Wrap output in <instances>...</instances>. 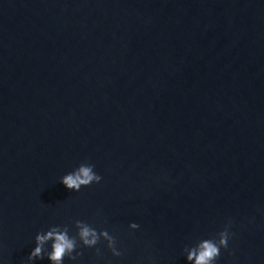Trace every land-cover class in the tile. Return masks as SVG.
I'll return each mask as SVG.
<instances>
[{
  "label": "water",
  "instance_id": "water-1",
  "mask_svg": "<svg viewBox=\"0 0 264 264\" xmlns=\"http://www.w3.org/2000/svg\"><path fill=\"white\" fill-rule=\"evenodd\" d=\"M229 219L215 264H264V0H0V264L76 220L123 255L63 264H188Z\"/></svg>",
  "mask_w": 264,
  "mask_h": 264
},
{
  "label": "clouds",
  "instance_id": "clouds-1",
  "mask_svg": "<svg viewBox=\"0 0 264 264\" xmlns=\"http://www.w3.org/2000/svg\"><path fill=\"white\" fill-rule=\"evenodd\" d=\"M93 169V165L81 163L72 172L64 175L60 182L67 189L78 192L82 187L101 182L102 177L94 172ZM232 223L233 221L229 219L223 230L218 232L213 238L202 239L193 246H186L184 252L186 253L188 264H215L221 254V249H228V242L234 235L230 231ZM129 228L136 230L139 225L131 223ZM75 229V235H69V227L67 225L63 227L51 226L47 232L37 233L35 236V248L27 257L30 264L33 260L44 258V245L49 242H51V250L46 255L52 264H63L65 257L74 261L78 256L82 255L81 252L77 251L78 247L94 248L102 240L107 242V248L114 257L123 255L122 251L117 248L116 237L107 230L97 231L91 224L81 220L75 221ZM74 252L75 255H73ZM96 255H102L99 248H96Z\"/></svg>",
  "mask_w": 264,
  "mask_h": 264
}]
</instances>
